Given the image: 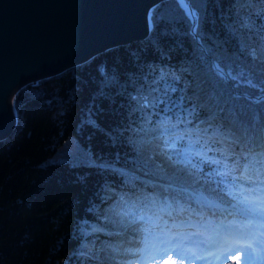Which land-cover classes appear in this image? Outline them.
<instances>
[{
	"label": "trees",
	"instance_id": "trees-1",
	"mask_svg": "<svg viewBox=\"0 0 264 264\" xmlns=\"http://www.w3.org/2000/svg\"><path fill=\"white\" fill-rule=\"evenodd\" d=\"M186 1L199 37L178 0H161L145 39L14 92L16 122L0 139V264H141L149 216L183 221L193 240H205L198 224L247 222L241 201L264 188L232 177L264 170V0ZM165 90L177 107L144 106Z\"/></svg>",
	"mask_w": 264,
	"mask_h": 264
},
{
	"label": "water",
	"instance_id": "water-1",
	"mask_svg": "<svg viewBox=\"0 0 264 264\" xmlns=\"http://www.w3.org/2000/svg\"><path fill=\"white\" fill-rule=\"evenodd\" d=\"M159 1L0 0V139L14 128L12 96L21 85L60 73L110 47L145 39L148 11ZM179 3L199 37L197 13L193 16ZM213 66L228 79L216 60Z\"/></svg>",
	"mask_w": 264,
	"mask_h": 264
},
{
	"label": "snow or ice",
	"instance_id": "snow-or-ice-1",
	"mask_svg": "<svg viewBox=\"0 0 264 264\" xmlns=\"http://www.w3.org/2000/svg\"><path fill=\"white\" fill-rule=\"evenodd\" d=\"M171 91L174 92L175 89L173 88ZM167 94L168 90H165L164 99L159 97L154 99L144 97L143 104L145 107L151 106L153 108L158 104H171L173 107H177L178 105L167 99ZM164 110L171 111L172 107H166ZM245 163L247 164V158H245ZM233 172L236 173L232 177L233 180L240 183L241 187L246 191L254 192L257 185L264 188V170L248 165L239 166L233 169ZM224 175H227V173H224ZM241 203L248 205L246 211L251 214L246 223L238 224L235 220L225 223L227 219L225 217L219 224L211 227V235L206 236L205 232L201 231H197L192 235L205 237V240L202 242L209 244H217L216 238L224 241V251L217 259L226 260L228 255H232L236 251H243L246 253L243 264H250L251 255L257 252L255 248L257 241L252 238H245L242 233L244 229H251L257 220L261 221L260 227H264V195L245 196ZM141 219L143 220L144 217H141ZM182 224L183 221L177 224L175 218L172 219V223L169 225V221L163 216H149L147 226L140 229L142 234L140 237L141 247L138 251L141 253V264L152 259H162L170 252H175L180 259L187 258L188 252L191 249L185 250V248L190 237L180 231ZM234 227L241 230L239 234L232 231ZM192 256L198 260L205 259V257L197 256L195 253H192ZM258 258L264 262V257L258 256Z\"/></svg>",
	"mask_w": 264,
	"mask_h": 264
},
{
	"label": "bare ground",
	"instance_id": "bare-ground-1",
	"mask_svg": "<svg viewBox=\"0 0 264 264\" xmlns=\"http://www.w3.org/2000/svg\"><path fill=\"white\" fill-rule=\"evenodd\" d=\"M180 2H181V4L189 11V12H191L192 13V15L193 16H195V13H196V10L194 9H192L191 7H190V5L188 4V2L186 1V0H179ZM178 1V2H179ZM149 15V14H148ZM261 98H263V97H261Z\"/></svg>",
	"mask_w": 264,
	"mask_h": 264
},
{
	"label": "rangeland",
	"instance_id": "rangeland-1",
	"mask_svg": "<svg viewBox=\"0 0 264 264\" xmlns=\"http://www.w3.org/2000/svg\"><path fill=\"white\" fill-rule=\"evenodd\" d=\"M37 80H39L38 78L37 79H32L31 81H29L30 83L31 82H35V81H37ZM29 82H26V83H29ZM12 107H13V111H14V113H15V111H16V108H15V104H14V100L12 101ZM260 222V221H259ZM255 229L254 230H252V231H255L256 229H257V227H258V225L257 224H255L254 226H253ZM205 233H206V231H205Z\"/></svg>",
	"mask_w": 264,
	"mask_h": 264
}]
</instances>
